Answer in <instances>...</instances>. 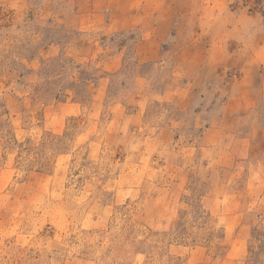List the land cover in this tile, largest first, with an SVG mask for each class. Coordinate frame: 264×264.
Instances as JSON below:
<instances>
[{
    "label": "rangeland",
    "instance_id": "rangeland-1",
    "mask_svg": "<svg viewBox=\"0 0 264 264\" xmlns=\"http://www.w3.org/2000/svg\"><path fill=\"white\" fill-rule=\"evenodd\" d=\"M0 264H264V0H0Z\"/></svg>",
    "mask_w": 264,
    "mask_h": 264
}]
</instances>
